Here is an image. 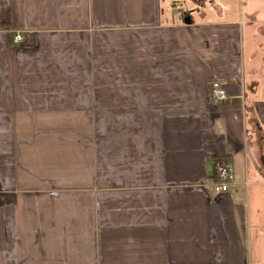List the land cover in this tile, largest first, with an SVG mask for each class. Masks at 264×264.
<instances>
[{"label": "crops", "instance_id": "obj_1", "mask_svg": "<svg viewBox=\"0 0 264 264\" xmlns=\"http://www.w3.org/2000/svg\"><path fill=\"white\" fill-rule=\"evenodd\" d=\"M0 264H264V0H0Z\"/></svg>", "mask_w": 264, "mask_h": 264}, {"label": "built area", "instance_id": "obj_2", "mask_svg": "<svg viewBox=\"0 0 264 264\" xmlns=\"http://www.w3.org/2000/svg\"><path fill=\"white\" fill-rule=\"evenodd\" d=\"M211 99L215 104H225L229 97L226 87L219 81H213L210 84ZM219 176L218 182L213 184L212 189L215 194L227 193L231 183L234 181V169L226 161H220L217 166Z\"/></svg>", "mask_w": 264, "mask_h": 264}]
</instances>
